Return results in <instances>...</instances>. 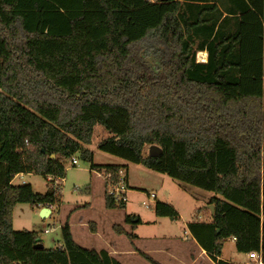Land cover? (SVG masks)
<instances>
[{
    "label": "trees",
    "instance_id": "trees-1",
    "mask_svg": "<svg viewBox=\"0 0 264 264\" xmlns=\"http://www.w3.org/2000/svg\"><path fill=\"white\" fill-rule=\"evenodd\" d=\"M98 124L111 133L100 150L214 193L211 221L190 223L196 237L211 229L217 264H237L217 259L233 238L264 261V0H0V264H107L69 223L62 245L38 247L12 216L18 203L59 206L73 156L116 177L124 166L87 147ZM21 173L49 190L13 183Z\"/></svg>",
    "mask_w": 264,
    "mask_h": 264
},
{
    "label": "rangeland",
    "instance_id": "rangeland-1",
    "mask_svg": "<svg viewBox=\"0 0 264 264\" xmlns=\"http://www.w3.org/2000/svg\"><path fill=\"white\" fill-rule=\"evenodd\" d=\"M200 53L201 51L197 52L198 61L202 56ZM144 59H147V64H152L149 59L153 58L148 54L144 56ZM110 135L111 133L106 128L98 124L92 142L87 147L94 151V162H126L128 165L132 183L131 191L134 190V192L128 194L129 200L126 207L108 208L105 205L102 192L103 183H105L103 177L91 169L90 162L76 155L75 157L79 161L78 165H73L71 159L66 161L64 179H56L54 183L58 189L60 188V206L53 207L52 214L43 217L40 205L18 203L12 212L13 228L37 232L42 244L47 248H52L63 242L61 227L66 223L72 224L75 237L84 239L80 237L78 225L85 222L87 223V227H85L87 237L93 235V238L92 241H90L91 238H87L86 241L79 242L89 248L96 247L103 253L105 250L103 242L98 243L94 236L95 233L90 228L92 222H95L105 236V233H112L115 239L121 242L118 243V246L121 244L120 253L115 257H108L107 251L104 252L107 264H114L116 261L121 264H154L155 262L185 264L184 261L192 260L189 257L192 250L185 247L192 244L195 238L205 250L203 256L197 260V264H212L207 259L209 256L213 260L207 249L212 238L211 229H204L200 233L201 236L196 237L190 222L207 223L212 219L208 205L214 193L182 183L165 173L100 150L98 142ZM13 183H28L35 192L39 193H46L51 186L44 176L36 173L19 174L15 176ZM148 192L156 193L158 200L173 204L178 210L179 216L172 218L157 215L155 201H151L150 207H146L143 201L147 200ZM199 209H201L200 212ZM133 217L139 219L133 221ZM115 223L119 227H125L129 234L116 233V229L113 230V228L111 230V226ZM47 229L49 231H46ZM92 243L94 245H91ZM222 252L223 258L229 262H248L250 264L255 261L246 253L238 251L236 243L232 239L225 241Z\"/></svg>",
    "mask_w": 264,
    "mask_h": 264
},
{
    "label": "crops",
    "instance_id": "crops-1",
    "mask_svg": "<svg viewBox=\"0 0 264 264\" xmlns=\"http://www.w3.org/2000/svg\"><path fill=\"white\" fill-rule=\"evenodd\" d=\"M202 53H207L206 51H201ZM203 58V59H202ZM205 59H207V54H206V58ZM205 59H204V57H201V59L199 60V61H205ZM123 159V158H122ZM95 163H97V164H118V165H124V167L127 169V176H128V184H129V186L130 187H132V183H131V177H130V174H129V168H128V165L126 164V162H122V163H99V162H95ZM94 171H96L97 173H98V175H100L99 173V171H97V170H94ZM21 174H23V173H21ZM28 174H31V173H28ZM19 175V174H18ZM17 176V175H16ZM14 180V179H13ZM104 182V181H103ZM104 185H103V190H102V192H103V196H104V200H105V183H103ZM132 189V188H131ZM130 192H134V190H130L129 192H128V194L130 193ZM129 199H127V201H128ZM157 200H158V195H157ZM160 200V199H159ZM127 201H126V205H127ZM161 201V200H160ZM61 204V203H60ZM171 204V203H170ZM106 205V204H105ZM173 205V204H172ZM57 205H54V206H51L50 207V209H51V212H50V214L49 215H51L52 214V210H53V207H56ZM60 206V205H59ZM174 206V205H173ZM126 207V206H125ZM175 207V206H174ZM42 208H44L43 206H40V209H42ZM177 210V209H176ZM211 221V219L209 220V221H207V222H210ZM200 222H202V221H200ZM81 224V225H80ZM79 225H78V227H79V231H80V237H83L84 239H80V238H77V237H75V232H74V229H73V226H72V224H70V227H71V231H72V234H73V237H74V239L78 242V243H80L81 244V242H79V241H86L87 240V238H91L90 239V241H92V238H93V235H90V236H88L87 237V234H86V232H87V230H86V228L85 227H87V223H85V222H82V223H80ZM115 225H117V223H115V224H113L112 226H111V230H112V228H113V230H115ZM120 227H122L123 229H124V231H126V232H128L126 229H125V227H123V226H120ZM90 228H91V230L96 234H94V236H95V238H96V240L98 241V243H100V242H103V245H104V251H103V254L105 255V253L104 252H106V255L108 256V257H110V256H114L115 257V255H117V254H119L120 253V251H119V247L121 246V244H120V246H118V243H121V242H118L116 239H115V237L113 236V234L112 233H105L106 234V236L101 232V230L99 229V227L95 224V222H92V224L90 225ZM81 229V230H80ZM116 231V230H115ZM116 233H117V231H116ZM119 234H123V233H119ZM82 235V236H81ZM233 241H235L234 239H232ZM84 243V242H83ZM60 245H62V243H60L58 246H60ZM82 245V244H81ZM91 245H94V243H92ZM84 246V245H83ZM186 246H188V247H185V248H187V249H189L190 251L192 250V252L194 251V253H192V252H190L191 254H190V258L192 259V260H190V261H184V263L185 264H197V260L199 259V257H201V256H203V254L205 253V250L200 246V244L198 243V241H197V239H195L194 238V241H193V243L192 244H190V245H186ZM86 247V246H85ZM92 248H95V249H97L96 247H92ZM103 248V247H102ZM101 249V248H100ZM98 250V249H97ZM198 250H199V252H198ZM105 255V256H106ZM207 256V255H206ZM247 256H248V254H247ZM249 257V256H248ZM173 258V257H172ZM207 259L212 263V264H217L216 263V261H214V260H212V258L211 257H209V256H207ZM218 260L219 259H221V260H225V261H228V260H226V259H224L223 258V252H222V255L221 256H218V258H217ZM231 263H237V264H247L248 262H232V261H230ZM160 263V262H159ZM181 264H183V263H181Z\"/></svg>",
    "mask_w": 264,
    "mask_h": 264
},
{
    "label": "built area",
    "instance_id": "built-area-1",
    "mask_svg": "<svg viewBox=\"0 0 264 264\" xmlns=\"http://www.w3.org/2000/svg\"><path fill=\"white\" fill-rule=\"evenodd\" d=\"M151 1L155 2L157 0ZM71 162L73 165H78L79 163L77 157L75 156L72 157ZM99 174L101 177H103L105 182V194L112 196L116 202H126L128 199V192L131 190V188L128 184L127 170L125 169V167L119 169L115 178L111 172H100ZM49 179H51V177H49ZM151 201H157V194L154 192L147 193V200H144L143 204L146 207H150ZM46 231L49 230L47 229ZM248 256L251 259L256 260L258 264H263V257H261V255H259L257 252H250L248 253Z\"/></svg>",
    "mask_w": 264,
    "mask_h": 264
},
{
    "label": "water",
    "instance_id": "water-1",
    "mask_svg": "<svg viewBox=\"0 0 264 264\" xmlns=\"http://www.w3.org/2000/svg\"><path fill=\"white\" fill-rule=\"evenodd\" d=\"M158 149H159V147L157 145H154V146H152L150 148V150H152V151L153 150H158ZM208 206H209V208L211 209V211L213 213L214 212V209H215L214 204H209ZM50 212H51V209L49 207H44V208L41 209V215L43 217L48 216L50 214ZM132 219H133V221H137L139 218L133 217ZM38 247H43V244H39Z\"/></svg>",
    "mask_w": 264,
    "mask_h": 264
},
{
    "label": "bare ground",
    "instance_id": "bare-ground-1",
    "mask_svg": "<svg viewBox=\"0 0 264 264\" xmlns=\"http://www.w3.org/2000/svg\"><path fill=\"white\" fill-rule=\"evenodd\" d=\"M200 54L202 55L201 57H204V59L206 58V54H207V53H205V52L202 53V52H201ZM202 59H203V58H202ZM205 60H206V59H205Z\"/></svg>",
    "mask_w": 264,
    "mask_h": 264
},
{
    "label": "flooded vegetation",
    "instance_id": "flooded-vegetation-1",
    "mask_svg": "<svg viewBox=\"0 0 264 264\" xmlns=\"http://www.w3.org/2000/svg\"><path fill=\"white\" fill-rule=\"evenodd\" d=\"M153 59H158V58H155V57H154Z\"/></svg>",
    "mask_w": 264,
    "mask_h": 264
}]
</instances>
